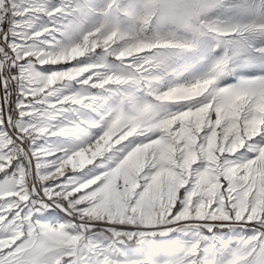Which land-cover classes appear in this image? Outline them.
Listing matches in <instances>:
<instances>
[{"label": "snow or ice", "instance_id": "6c2138e0", "mask_svg": "<svg viewBox=\"0 0 264 264\" xmlns=\"http://www.w3.org/2000/svg\"><path fill=\"white\" fill-rule=\"evenodd\" d=\"M0 264H264V0H0Z\"/></svg>", "mask_w": 264, "mask_h": 264}]
</instances>
